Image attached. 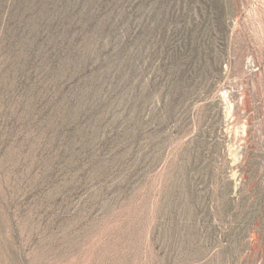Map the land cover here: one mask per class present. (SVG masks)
Instances as JSON below:
<instances>
[{
  "label": "rangeland",
  "instance_id": "1",
  "mask_svg": "<svg viewBox=\"0 0 264 264\" xmlns=\"http://www.w3.org/2000/svg\"><path fill=\"white\" fill-rule=\"evenodd\" d=\"M0 0V264H264V0Z\"/></svg>",
  "mask_w": 264,
  "mask_h": 264
},
{
  "label": "built area",
  "instance_id": "2",
  "mask_svg": "<svg viewBox=\"0 0 264 264\" xmlns=\"http://www.w3.org/2000/svg\"><path fill=\"white\" fill-rule=\"evenodd\" d=\"M248 1V5L246 7V15L249 14V11L251 8L260 7L261 6V0H246Z\"/></svg>",
  "mask_w": 264,
  "mask_h": 264
}]
</instances>
